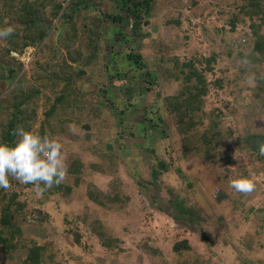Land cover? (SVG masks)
Wrapping results in <instances>:
<instances>
[{"label":"rangeland","instance_id":"374dc122","mask_svg":"<svg viewBox=\"0 0 264 264\" xmlns=\"http://www.w3.org/2000/svg\"><path fill=\"white\" fill-rule=\"evenodd\" d=\"M149 1L150 16H144L149 23L133 31L123 24L131 32L126 40L124 33L108 35L113 24L109 16L130 19L122 0H0V28L14 27L13 35L0 39V143L15 144L17 138L9 141L7 130L17 110L29 131L62 144L68 169L76 159L85 166L79 185L74 187L69 171L62 182L74 189L69 197L38 193L34 185L11 177V187L0 188V238L7 240L0 241V264H28L34 244L45 247L42 264H264V156L244 142L247 135L264 137V95L257 88L264 67H250L238 56L248 54L238 48L246 39L241 32L248 33L245 26L251 23L249 15H239L246 0ZM236 15L241 19L232 33L229 21ZM96 19L101 20L98 33ZM222 29L227 43L220 37L224 31L218 32ZM228 43L234 44L230 56ZM94 49L97 57L89 63ZM136 52L141 63L123 58ZM212 53L218 58L207 80H218L222 87L209 84L197 128L203 133L217 123L212 134L222 132L218 140L224 143L207 157L203 142L194 141L199 136L184 133L185 123L178 118L176 109L186 98L178 64L183 67L194 56L209 59ZM122 63L127 69L142 66L137 80L136 72L119 70ZM69 77L74 85L65 81ZM117 80H129L132 86ZM257 92L261 98H255ZM16 95L23 98L19 109L13 106L20 103ZM59 95L68 102L67 113L55 123L46 112ZM135 95L136 100L123 105L127 112L111 114V105L121 107L123 99ZM127 124L131 131L137 125L139 134L120 152L125 162L117 159L115 165L105 157L106 151L117 149L108 141ZM69 125L75 126V134ZM103 137L106 144L100 145ZM238 139L243 148L235 144ZM160 161L170 167L153 179ZM241 175L255 183L249 196L231 187V180ZM89 184L105 193L121 191L127 205L112 211L91 202ZM178 198L192 212L186 222L176 224L172 202ZM9 218L16 234L6 224ZM183 240L191 248L175 252L174 244Z\"/></svg>","mask_w":264,"mask_h":264},{"label":"trees","instance_id":"16d2710c","mask_svg":"<svg viewBox=\"0 0 264 264\" xmlns=\"http://www.w3.org/2000/svg\"><path fill=\"white\" fill-rule=\"evenodd\" d=\"M134 0H122L124 7L127 8V14L129 13L130 19L127 21L128 17L121 15V14H116V15H111L108 18L110 19V21L113 23L112 25H109L108 28V35L109 37L115 36L116 34H120V33H124L122 35H124V38L130 39L131 32H126L124 31V29L122 28V25L125 24V26L127 25V29L133 31L135 29H137V27H139L141 24H148L149 20L147 19L146 21L144 20V16H147V12L148 15L150 16V1H140L139 3H135V5L133 6ZM133 2V3H132ZM264 0H246L245 3L241 6L240 10V16L241 15H249L250 18L249 20L251 21V23L247 24V26H245L248 30V33L245 31H242L241 34L246 38L245 42L243 45H240L238 48L241 49V51L243 50H247L248 54H244L243 52H240L238 54L239 57L244 58L246 60L249 61V65L250 67H258V66H263L264 67V8L262 7ZM29 9H32L34 7H32L33 5H29ZM87 7V5H86ZM253 10H252V8ZM31 12V11H29ZM239 15H236L234 19H232L231 21H229V24L231 25V29L230 32L232 33H236L237 32V26H238V21L241 19ZM32 22H34V20H31ZM96 21L98 22V28H95V30H97V33L99 31V27H101V20L96 19ZM243 24H245L244 21H242ZM217 29H221L216 27ZM215 28V29H216ZM101 30V28H100ZM225 29L222 30H218V32L224 31ZM226 34L227 31H224L223 34H221L220 37H222L223 42L227 43L226 41ZM99 35V34H98ZM228 49H227V54L230 56L232 55V52L234 49H231L232 47H234L233 43H228L227 44ZM232 46V47H231ZM94 48H96L95 46H93ZM230 48V49H229ZM96 49H94V51L92 52V54H90L89 56V63L92 62V60H94L97 56H96ZM81 58L83 57L82 54L80 53ZM114 57H116L114 55ZM124 59H126L127 63L134 61V59L136 61H134V64L136 62H140L141 61V54L140 52H136L130 55H125L123 57ZM218 58V55L216 53H212L211 57L209 59H205V58H196L195 56L192 57L191 59H187V61H185L183 63V67L180 66L181 64L179 63V70H180V75L182 78V88L185 91L184 95H186V98H184L183 103L178 104V108L176 109L178 112V118L179 121L181 123H185V128L183 129V132H188L189 135L190 133L193 132L194 136H199L198 139H195V143H197L196 141H200L203 142L204 146L203 149L204 151H206V156L209 157L211 154H213L212 152L217 150V147L220 145H223V140L219 141L218 138L222 136V132H218L215 134H212V129L215 128V126H217V123H212L211 127L209 129L206 130V132L200 133L199 129L197 128L199 125L202 124V121L200 120V117L203 118L204 114L201 113L199 116L200 111L202 110V107L204 106V96L208 95V92L210 91L209 88V84H211L214 88H221L222 84L220 81H214L209 83L207 80V75L210 73H213V69H214V64L216 63ZM88 63V64H89ZM141 63V62H140ZM118 64H121V62H118ZM140 65V64H139ZM260 66V67H261ZM109 67V66H107ZM127 67V66H126ZM125 67L124 63H122L121 69H119L120 71L125 70L126 72H130V71H134L136 72L134 77L136 78L135 80H137V72L143 70L142 66H137V65H129L128 69ZM110 68V67H109ZM132 68V69H131ZM10 75H12L13 70L9 72ZM113 74V78L117 79L114 77V75H118L116 72H111ZM79 74H82V72L80 71ZM155 78H159L157 75H154ZM177 79L179 80V77H177ZM71 80V78L69 77L68 79H65V81L67 82V84L74 85L71 82H69ZM64 82V81H63ZM87 83L90 85H94L95 81L92 79H88ZM117 84H121L123 86H132V82L129 80H117L116 82ZM58 84L57 80H56V84H54L55 86ZM258 84H262L259 85L257 88H259L258 92H262V95H264V79H258ZM261 88L263 90H261ZM261 90V91H260ZM24 89H22V91L20 92V94L22 95L24 93ZM36 94L40 93V91L38 89H36L34 91ZM255 93V98H261V94L259 93ZM31 96H33L34 98L36 97V95L34 94H30ZM138 96H132V98L130 99H123V101H121V107H117L114 105L110 106V112L111 114H113L115 117L119 114L120 112H127L125 106H123L124 104H131L134 100L137 99ZM21 96L16 95V99H20ZM15 99V100H16ZM65 96L64 95H59L56 97V101L55 104L52 106L51 111H47L46 112V118L48 117L50 119V117L52 118V121H54L56 123V121H59L58 118L62 115V114H66L67 110V104L68 102H66ZM134 99V100H133ZM23 98L20 99V103L17 104V100L16 102H14L13 106L18 108L22 106L21 102H22ZM21 104V105H20ZM60 104V105H59ZM60 106V107H59ZM57 108V112L54 113V110ZM6 107L3 108V111H6ZM94 109H92L91 114L95 115L97 117V115L99 116V114H96V112H93ZM14 115H12L11 118V122H10V126L7 130V135H8V139L9 141H13L15 140V138H17L14 135V131L18 126H22L24 127L26 130H29V123H27V119L26 118H21L20 113L16 112L12 113ZM52 115V116H51ZM148 121L149 119H151V115H147L146 118ZM96 121V120H95ZM162 121V120H160ZM166 122V121H165ZM167 124V122H166ZM165 123H161V125H163L164 127H166ZM88 126V125H86ZM90 128V127H89ZM132 125L127 124L125 125L123 128H118L117 132L115 133L114 136H112V141H108V143L114 142L113 146H115L117 149L113 150V151H106L105 153V157L109 159V161L114 164L115 161L118 159L119 161H121L123 163V161L125 162V160L122 158V156L120 155V152L123 151L125 148L128 149L129 147L126 145L127 144H133V139L138 137L137 135L139 134V130L137 128L136 125V129H132ZM92 129V126L91 128ZM165 129V128H164ZM124 131H128L126 132V134H124ZM230 134L233 133L231 130H229ZM188 135V136H189ZM214 135V136H213ZM128 138V139H127ZM190 138V137H188ZM240 138V137H239ZM185 141V138L183 139ZM239 142L235 141V144H238L239 148H243V146L240 143V139H238ZM244 142L248 145L250 150H253L254 152L258 153V143L259 142H264V137L263 136H256V135H247L244 138ZM106 144V139L105 137L101 138V143L100 145H105ZM242 146V147H241ZM125 147V148H123ZM222 153V152H221ZM119 156V158H118ZM227 156V155H224ZM117 163H115L116 165ZM92 167H94L95 169H99V167L95 164L92 165ZM170 167L169 164H167L164 161H160L157 166L153 169L152 171V176L153 179H157L160 177L161 174L165 173V171H168V168ZM84 163L81 160H73L71 162V165L68 169L69 173H73L75 176V185H79L80 181H81V177L83 176V171H84ZM41 187H43V185H41ZM73 187L71 186H66L65 184H60L59 186H53L50 189L44 190L43 192L48 191L51 194H56L59 193L61 195H65V197H69L72 193H73ZM62 192L64 194H62ZM111 193H108L105 191H102L100 188H98L95 184H89L88 186V198L91 202H95L96 204L108 209V210H114V208H123L124 206L127 205L126 199L124 194L121 191H116L112 194L114 195H110ZM173 207L177 210V214L174 215V219L178 222H186V216L189 215V213L192 212V209L187 207L185 204V199L184 198H178L176 200H174L172 202ZM10 207H8L9 209ZM19 209H21V207H19ZM11 218V217H10ZM9 218V221L6 222L7 225L9 226H14V232L15 234L19 231L17 226L15 225V223L12 221V219ZM194 221V220H192ZM76 242L79 243L80 238H78V236L76 235L75 237ZM11 240H13V238L11 237ZM0 241L4 244L7 243V240L5 238H0ZM110 242H114L113 240H110ZM7 247V246H6ZM45 247L44 246H40L39 244H34L31 248H30V254L28 256V264H42L43 262V256H42V251ZM191 247L188 243L187 240H183L180 242H176L174 244L173 250L175 252H180L183 249L184 250H189ZM6 254V253H4Z\"/></svg>","mask_w":264,"mask_h":264},{"label":"clouds","instance_id":"9594fccd","mask_svg":"<svg viewBox=\"0 0 264 264\" xmlns=\"http://www.w3.org/2000/svg\"><path fill=\"white\" fill-rule=\"evenodd\" d=\"M13 34V26L0 28V39ZM253 82L254 77L248 80L249 84ZM69 131L75 134V126L69 125ZM14 135L17 137L14 145L0 143V188L9 189L11 177L22 184L34 185L39 193L54 185L59 186L67 178L66 156L57 139L41 136L22 126L15 129ZM258 154L264 156V142L258 143ZM230 184L237 193L244 196L255 191V183L250 176L241 175L231 180ZM173 222L180 223L174 218Z\"/></svg>","mask_w":264,"mask_h":264}]
</instances>
